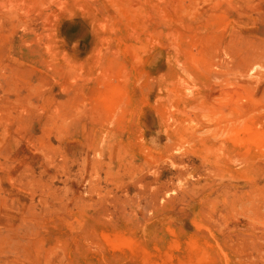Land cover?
Listing matches in <instances>:
<instances>
[{"label": "rangeland", "instance_id": "1", "mask_svg": "<svg viewBox=\"0 0 264 264\" xmlns=\"http://www.w3.org/2000/svg\"><path fill=\"white\" fill-rule=\"evenodd\" d=\"M0 264H264V0H0Z\"/></svg>", "mask_w": 264, "mask_h": 264}]
</instances>
